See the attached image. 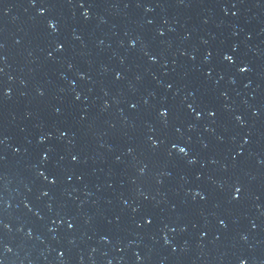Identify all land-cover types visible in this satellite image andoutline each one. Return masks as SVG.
Here are the masks:
<instances>
[{
	"label": "water",
	"instance_id": "1",
	"mask_svg": "<svg viewBox=\"0 0 264 264\" xmlns=\"http://www.w3.org/2000/svg\"><path fill=\"white\" fill-rule=\"evenodd\" d=\"M0 264H264V0H0Z\"/></svg>",
	"mask_w": 264,
	"mask_h": 264
}]
</instances>
